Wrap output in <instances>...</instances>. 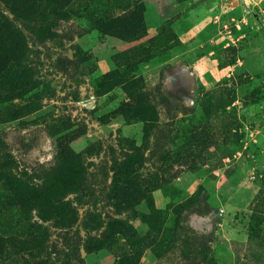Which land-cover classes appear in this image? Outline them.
I'll return each mask as SVG.
<instances>
[{
	"label": "rangeland",
	"instance_id": "374dc122",
	"mask_svg": "<svg viewBox=\"0 0 264 264\" xmlns=\"http://www.w3.org/2000/svg\"><path fill=\"white\" fill-rule=\"evenodd\" d=\"M7 156L0 264H264V0H0Z\"/></svg>",
	"mask_w": 264,
	"mask_h": 264
},
{
	"label": "trees",
	"instance_id": "16d2710c",
	"mask_svg": "<svg viewBox=\"0 0 264 264\" xmlns=\"http://www.w3.org/2000/svg\"><path fill=\"white\" fill-rule=\"evenodd\" d=\"M11 162L12 160L7 156L0 161V180L4 179L8 185H12L14 174L11 170ZM52 209L60 211L62 209L61 203L52 204ZM7 241V237L0 235V253L1 249L5 247ZM20 243H26V240H18ZM15 242V241H14ZM25 264H46V261L43 259H35L33 262H27Z\"/></svg>",
	"mask_w": 264,
	"mask_h": 264
}]
</instances>
